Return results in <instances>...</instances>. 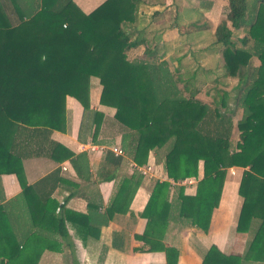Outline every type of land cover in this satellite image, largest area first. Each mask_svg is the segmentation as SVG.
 I'll return each mask as SVG.
<instances>
[{"label":"trees","instance_id":"1","mask_svg":"<svg viewBox=\"0 0 264 264\" xmlns=\"http://www.w3.org/2000/svg\"><path fill=\"white\" fill-rule=\"evenodd\" d=\"M8 1L19 22L9 24L0 0V175L15 176L33 230L18 240L7 204L0 205V264H36L46 244L56 249L51 239L46 243L50 237L43 231H54L68 244V217L55 215L61 209L55 202L35 198L33 187L25 183L21 159L32 152V145L42 149L40 139L50 131H65L67 96L83 113L90 110V78L101 88L98 104L111 108L113 120L127 132L121 141L135 165H144L149 151L164 148L163 172L180 183L196 179L201 163L202 178L193 196L183 195L179 187L175 200L169 201L170 183H154L139 214L146 223L137 239L149 251L163 252L165 264H173L177 252L161 243L167 223L175 219L205 233L227 169L240 168L234 232L250 237L240 256L211 246L201 264H264V0L227 1L214 43L221 46L223 76L236 80V93L231 98L216 92L212 105L195 99L184 84L178 89L183 80L165 62L149 70L145 61L127 59V51L138 43L130 41L124 28L135 25L139 0H103L88 14L73 0H29L25 8L18 7L23 0ZM239 30L243 36L233 41ZM160 80L167 89L154 88ZM91 114L96 133L101 115ZM51 146V159L60 161L54 155L61 151L63 157L72 156L56 143ZM133 178L121 180L107 212L122 205Z\"/></svg>","mask_w":264,"mask_h":264},{"label":"crops","instance_id":"2","mask_svg":"<svg viewBox=\"0 0 264 264\" xmlns=\"http://www.w3.org/2000/svg\"><path fill=\"white\" fill-rule=\"evenodd\" d=\"M227 1L139 0L135 25L124 28L130 41L138 43L137 47L127 51V59L145 61L149 70L155 69L156 62H165L169 72L183 80L177 83L178 87L181 85L177 88L181 89L184 84L187 91L196 96L204 84L199 81L201 77L213 75L212 82L224 77L219 57L221 46L214 43V31L225 17ZM27 2L29 0L18 2V7H27ZM73 2L84 14H88L103 0ZM7 3L12 11L9 24L14 27L19 21L12 4L8 0ZM91 79L95 78L89 80L90 110L83 113L81 106L67 96L65 131H50L48 136L40 139L42 149L32 145V152L21 159L25 183L33 187L35 198L55 202L61 206L55 215L66 214L69 219L65 221L68 244L54 231L42 232V235L50 237L46 243H50L51 239L56 249L46 244L36 264H165L163 252L149 251L148 245L137 239L146 223V219L139 214L155 182L170 183L169 201L175 200L179 187L183 195L193 196L197 181L202 178L201 163H198L196 179H185L180 183L171 182L163 172L164 148L149 151L145 164L135 165L129 148L121 141L127 132L115 124L111 108L98 104L101 88L97 79V83L91 82ZM154 88L163 90L168 86L160 80ZM94 111L101 115L96 133H93L91 114ZM124 142L127 143V140ZM52 143L60 145L72 156L63 157L65 152L61 151L54 155L60 161L51 159ZM113 147L120 148L122 156H114L110 151ZM147 168L149 172H146ZM141 171L146 173L143 175ZM241 173L240 168L227 169L218 205L211 213L205 233L175 219L167 223L161 243L177 252L173 264H201L202 255L211 246L229 255L240 256L243 253L250 234L234 232L240 205L237 188ZM131 176L134 178L126 184L122 205L107 212L121 180ZM5 204L14 233L21 240V236L29 234L33 228L30 227L21 189L14 175H0V205ZM174 215L175 212L172 213ZM68 248H71L72 256Z\"/></svg>","mask_w":264,"mask_h":264},{"label":"rangeland","instance_id":"3","mask_svg":"<svg viewBox=\"0 0 264 264\" xmlns=\"http://www.w3.org/2000/svg\"><path fill=\"white\" fill-rule=\"evenodd\" d=\"M1 4H2V6L4 8V11L7 14V17L9 18V21H10V14H11L12 11L10 10V6L8 5L7 0H1ZM146 31H148L147 28H146ZM236 36H238V38H241L243 36V33L240 30H239V32L237 34L234 33V35L232 37L233 41H235ZM148 38H150V37H148ZM254 64H256V61L254 62ZM173 76H175V75L173 74ZM212 77H213V75H207L203 79H202V77L199 79L200 83L202 82V83H204L206 85L203 84L201 86L200 92L198 94H196V96L194 94V96L196 98H199L202 101L210 104V105H212V102L216 100V96H215V95H217L216 92H219V93L226 92L228 94V96L232 98V95H234L236 93L234 89L233 90L231 89V88L234 87L235 80L227 79V78L225 79L224 77L223 78L222 77H218L217 79H215L212 82ZM91 82L97 83L96 79H91ZM180 86L181 85H179V87ZM214 89H216V90H214ZM227 104L230 107L232 106L230 98H228V103ZM239 116H240V110L236 111V114L232 117V122L234 123L239 118ZM117 130H120V129H117ZM112 133L113 132H111L110 135ZM236 135H237V133L235 131H233V133L231 134V137H230L232 142L236 141Z\"/></svg>","mask_w":264,"mask_h":264},{"label":"built area","instance_id":"4","mask_svg":"<svg viewBox=\"0 0 264 264\" xmlns=\"http://www.w3.org/2000/svg\"><path fill=\"white\" fill-rule=\"evenodd\" d=\"M111 153L114 155V156H122L123 152L120 148L118 147H113L110 149ZM149 172V168H147L146 172ZM145 171H141V173L144 175L146 173ZM232 173V172H230Z\"/></svg>","mask_w":264,"mask_h":264}]
</instances>
